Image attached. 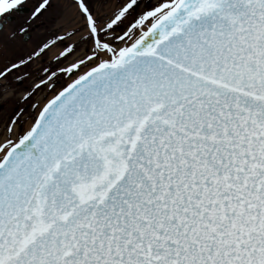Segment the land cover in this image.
<instances>
[{
  "label": "snow or ice",
  "instance_id": "obj_1",
  "mask_svg": "<svg viewBox=\"0 0 264 264\" xmlns=\"http://www.w3.org/2000/svg\"><path fill=\"white\" fill-rule=\"evenodd\" d=\"M25 12L0 264H264V0H0V33Z\"/></svg>",
  "mask_w": 264,
  "mask_h": 264
},
{
  "label": "rangeland",
  "instance_id": "obj_2",
  "mask_svg": "<svg viewBox=\"0 0 264 264\" xmlns=\"http://www.w3.org/2000/svg\"><path fill=\"white\" fill-rule=\"evenodd\" d=\"M29 19L28 13L15 16V23L10 24L3 33H0V43L7 45L8 48L16 53H26L31 51L36 45L41 42L45 37L50 35L51 31L56 29V25L51 23L49 20L47 27H40L36 24L27 23ZM21 26H23L27 31H16ZM25 33H31L32 37L28 41L23 40V35ZM50 63L55 62V58L52 54L49 56ZM39 66V65H37ZM24 91V88H0V104L5 103L7 96H10L12 106L14 107L19 101L20 94ZM42 93L38 98L43 97Z\"/></svg>",
  "mask_w": 264,
  "mask_h": 264
},
{
  "label": "flooded vegetation",
  "instance_id": "obj_3",
  "mask_svg": "<svg viewBox=\"0 0 264 264\" xmlns=\"http://www.w3.org/2000/svg\"><path fill=\"white\" fill-rule=\"evenodd\" d=\"M28 34H30L31 37H32V34H31V33H28ZM23 37H24V35H23ZM30 39H31V38H30ZM37 67H38V66H37ZM27 86H30V85H26L25 87H27ZM18 88H20V87H18ZM0 96H1V95H0ZM8 98H9V99H7L5 103H1L0 106H3V105H5V104H7V103L9 102L8 100H10V97H8ZM12 107H13L12 104H10L9 107H8L4 112H0V120H3V119L6 118L7 113L11 111V108H12Z\"/></svg>",
  "mask_w": 264,
  "mask_h": 264
},
{
  "label": "bare ground",
  "instance_id": "obj_4",
  "mask_svg": "<svg viewBox=\"0 0 264 264\" xmlns=\"http://www.w3.org/2000/svg\"><path fill=\"white\" fill-rule=\"evenodd\" d=\"M11 95L7 96V97H10ZM42 99V98H41Z\"/></svg>",
  "mask_w": 264,
  "mask_h": 264
},
{
  "label": "water",
  "instance_id": "obj_5",
  "mask_svg": "<svg viewBox=\"0 0 264 264\" xmlns=\"http://www.w3.org/2000/svg\"><path fill=\"white\" fill-rule=\"evenodd\" d=\"M25 13H27V12H25Z\"/></svg>",
  "mask_w": 264,
  "mask_h": 264
}]
</instances>
